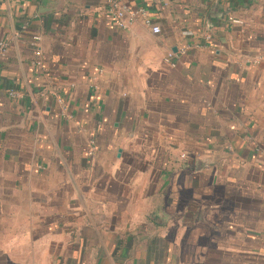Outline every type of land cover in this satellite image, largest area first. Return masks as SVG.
Here are the masks:
<instances>
[{
  "label": "crops",
  "instance_id": "1",
  "mask_svg": "<svg viewBox=\"0 0 264 264\" xmlns=\"http://www.w3.org/2000/svg\"><path fill=\"white\" fill-rule=\"evenodd\" d=\"M122 1L0 0V264H264V0Z\"/></svg>",
  "mask_w": 264,
  "mask_h": 264
},
{
  "label": "built area",
  "instance_id": "2",
  "mask_svg": "<svg viewBox=\"0 0 264 264\" xmlns=\"http://www.w3.org/2000/svg\"><path fill=\"white\" fill-rule=\"evenodd\" d=\"M107 4V12L113 19L115 26L119 29H126L136 20L140 19L143 25L150 31L154 36L161 33L160 27L154 23L145 8L143 7H130L123 3L122 0H105ZM230 22L234 25H240L239 20L230 19ZM34 42H38L39 38L34 37ZM6 54V44L0 40V58H3ZM36 55H38L36 53ZM172 58V54L166 55L165 61H169ZM9 96L17 97L15 92L10 91ZM183 157V156H182Z\"/></svg>",
  "mask_w": 264,
  "mask_h": 264
}]
</instances>
